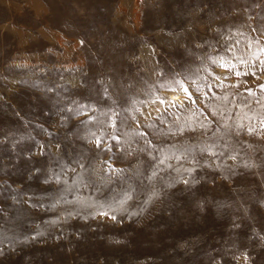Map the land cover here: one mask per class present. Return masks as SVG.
I'll list each match as a JSON object with an SVG mask.
<instances>
[{
  "label": "rangeland",
  "instance_id": "374dc122",
  "mask_svg": "<svg viewBox=\"0 0 264 264\" xmlns=\"http://www.w3.org/2000/svg\"><path fill=\"white\" fill-rule=\"evenodd\" d=\"M0 264H264V0H0Z\"/></svg>",
  "mask_w": 264,
  "mask_h": 264
},
{
  "label": "snow or ice",
  "instance_id": "6c2138e0",
  "mask_svg": "<svg viewBox=\"0 0 264 264\" xmlns=\"http://www.w3.org/2000/svg\"><path fill=\"white\" fill-rule=\"evenodd\" d=\"M202 127H203V125H202ZM249 131H252V129L251 128H249ZM97 145L99 146V141L97 140ZM202 151H211V149L210 148H205V149H202ZM164 161H163V159L161 160V163H163ZM112 171H116V172H120L121 170H115V169H112ZM156 175V172L154 171L153 172V176H155ZM185 183H188V181L187 180H185L184 181ZM115 217L113 216V219H114Z\"/></svg>",
  "mask_w": 264,
  "mask_h": 264
}]
</instances>
